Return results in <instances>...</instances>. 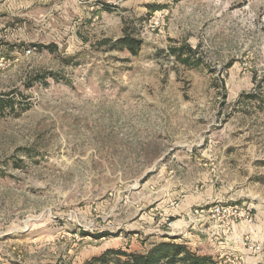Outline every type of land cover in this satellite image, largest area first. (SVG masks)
Returning <instances> with one entry per match:
<instances>
[{
  "label": "rangeland",
  "instance_id": "obj_1",
  "mask_svg": "<svg viewBox=\"0 0 264 264\" xmlns=\"http://www.w3.org/2000/svg\"><path fill=\"white\" fill-rule=\"evenodd\" d=\"M161 241L264 264V0H0V264Z\"/></svg>",
  "mask_w": 264,
  "mask_h": 264
},
{
  "label": "trees",
  "instance_id": "obj_2",
  "mask_svg": "<svg viewBox=\"0 0 264 264\" xmlns=\"http://www.w3.org/2000/svg\"><path fill=\"white\" fill-rule=\"evenodd\" d=\"M116 46L127 47L133 55L138 53V44L130 37L120 39ZM85 264H210V259L192 253L184 244L161 241L145 253L109 251L88 260Z\"/></svg>",
  "mask_w": 264,
  "mask_h": 264
}]
</instances>
